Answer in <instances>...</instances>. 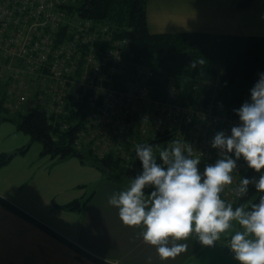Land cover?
<instances>
[{"label": "trees", "instance_id": "trees-1", "mask_svg": "<svg viewBox=\"0 0 264 264\" xmlns=\"http://www.w3.org/2000/svg\"><path fill=\"white\" fill-rule=\"evenodd\" d=\"M251 1L238 0L236 4L247 7ZM59 9L63 17L54 33L53 47L75 42V53L80 57L71 58L77 70L64 76L69 82L78 81V93L68 95L66 87L63 100L47 97L58 107L59 111L54 112L43 102V91L37 89L36 96L30 97L23 111L12 113L4 103L18 89L10 88L16 76L1 77L0 122L13 123L17 132L29 135L30 142L11 152L0 151V168L15 155L25 154L32 142H38L40 157L49 155L58 160L76 157L81 163H88L87 158L106 178L116 175L130 179L139 169L137 143H152L158 154L169 137V141L177 138L189 143L197 141L198 135L199 140L203 135L207 138L210 132L205 134L201 130L207 129L209 121L214 123L212 131L224 129V122L216 118L238 120L233 108L248 97L257 73L264 70V35L202 31L151 33L147 25V0H67ZM89 52L97 59L94 66L83 63ZM108 52L112 55L108 56ZM0 57L5 62L10 60L19 71L34 76L14 51L2 52ZM49 71L43 66L42 73L52 77ZM102 113L108 114L104 119L111 118L112 123L122 120L126 126L116 125L121 133L112 134L114 148L98 155L91 142L84 144L81 134L90 128L94 130V119ZM144 118L147 124L153 119L159 122L154 121L153 128L134 125H141ZM214 152L209 146L204 153L215 156ZM205 163L208 162L201 159L200 167ZM246 174L253 173L248 170ZM257 195L253 191L248 199ZM0 203L32 220L2 197ZM81 204L75 198L60 207L76 210ZM35 222L55 234L49 227ZM56 236L63 242L67 240L59 234Z\"/></svg>", "mask_w": 264, "mask_h": 264}, {"label": "clouds", "instance_id": "clouds-1", "mask_svg": "<svg viewBox=\"0 0 264 264\" xmlns=\"http://www.w3.org/2000/svg\"><path fill=\"white\" fill-rule=\"evenodd\" d=\"M248 91L233 108L238 122L208 141L216 149L212 162L201 168V156L182 139H172L158 154L152 143H137L139 169L108 197L124 224L143 226V240L161 259L186 251L194 234L204 246L227 247L238 264H264V70ZM241 161L244 173L232 188L237 199H225ZM253 191L258 195L248 199Z\"/></svg>", "mask_w": 264, "mask_h": 264}, {"label": "crops", "instance_id": "crops-1", "mask_svg": "<svg viewBox=\"0 0 264 264\" xmlns=\"http://www.w3.org/2000/svg\"><path fill=\"white\" fill-rule=\"evenodd\" d=\"M198 1L200 0H147L148 30L151 33L202 31L229 35H264V0H252L247 7H238V0H206L202 8L195 4ZM15 135L13 124L0 122V151L15 148L14 143L5 146L8 141L14 140ZM46 157L49 156H42L40 159ZM64 161H68L73 167H88L87 163H81L74 157ZM34 162V155H30L28 150L25 154L16 156L7 166L0 168V193L18 207H27V211L33 212V206L41 210L40 203L35 205L33 194H36V198L41 197L43 210L35 211L40 218L35 219L52 229L55 234L43 230L35 221L0 203V264H175L170 260L171 257L161 260L154 248H141L144 242L142 232L140 238L132 241L128 247L130 236L136 233L129 229V225L118 220L117 208L115 220L112 205L111 209H100L96 202L97 189L87 196L88 189L83 185V181L78 179L79 173L73 174L74 171H70L64 180H58L51 189L36 184L29 188L32 187L29 186L30 178L36 176V173L30 175ZM64 182H67L66 186L58 184ZM107 187L108 196H103L106 200L116 191L110 186ZM65 190H69V194L62 195ZM75 198L81 203L84 202L80 209L68 210L60 207ZM87 207L90 219L103 214L118 225L119 234L113 241L99 236L92 228H85L83 231L87 241L103 243L105 246L109 244L111 247L118 244L119 247L114 249L119 252L112 253L105 249L96 251L83 243L80 212ZM57 234L66 238V242L59 239ZM189 237L186 240L188 243L191 242ZM195 241L193 249L199 251L200 264H238L224 250L220 249V253L218 248L209 246L201 249L200 242Z\"/></svg>", "mask_w": 264, "mask_h": 264}, {"label": "rangeland", "instance_id": "rangeland-1", "mask_svg": "<svg viewBox=\"0 0 264 264\" xmlns=\"http://www.w3.org/2000/svg\"><path fill=\"white\" fill-rule=\"evenodd\" d=\"M206 0H200L198 2H195L196 5L199 6V8H202L205 6ZM123 42H119V44H122ZM63 44V43H61ZM60 44H56L55 47L52 49V51H54L55 49L58 48ZM6 54V52H4ZM50 56V55H49ZM0 59L3 62H0V78L1 77H9L10 75H15L16 76V82L11 84L10 88H15L17 87V90H14L15 93L12 94V96L8 99L5 100V105L8 108V110H10L12 113H16L18 111H23L24 106L26 105V102L28 100H30V97L33 98V96H36V90L40 89V91H43V93L45 94V97H42L43 102L46 105H49L53 108L54 112H58V107L55 108L53 106L52 101L50 102V100L48 101L47 97H54L56 95H61L60 100L62 99V96L64 95V93L67 91L66 87L68 88V95H71L72 93H78V88H77V84L78 81H71L69 82V80L66 79V77L64 75H66L67 77L75 70H77V64L75 63V61L73 62V64H67L65 65V68H63L62 70V75L60 77H55L56 75H54V77H50L45 75L44 73H38V74H34L35 76L32 75H27L25 73H23V71H19V67H16V65H13V63L9 60L5 62V58H1ZM78 58H76L75 60H77ZM84 63V62H83ZM84 66V64H83ZM41 78H38V77ZM46 77H48L47 82ZM75 80V79H74ZM25 82V83H24ZM7 83H9V80L7 79ZM90 84V82H88ZM10 86V85H9ZM97 92H100L99 90ZM73 94V95H75ZM63 100V99H62ZM104 106L107 107V100L104 101ZM104 117H108V114L105 115L104 113H102V115H98L95 117L94 122H95V128L94 130L92 128L89 129V131L87 133H82L81 137L83 140H85L86 144L87 142H91V148L94 149V153H97L98 155H102L105 152H108L110 149L114 148L113 146V135L115 134L114 132L117 133H121L119 132V129L117 128L116 125H120L123 126V128L126 126L124 124V122H122V120H116L114 123H112V119L111 118H105ZM134 119V118H133ZM99 120V122H98ZM153 121L150 124H147L146 122V118L143 119L141 125H138L137 123H134V125H136L138 128H153L155 123L154 121H158V120H151ZM159 122V121H158ZM13 124V123H11ZM14 125V124H13ZM15 126V125H14ZM101 126V127H100ZM132 126V125H131ZM99 128L101 130H99ZM112 129L113 132H111ZM142 132V130H141ZM213 132V131H212ZM211 132V135H212ZM15 137L13 141H8L7 144H5V146H9V144L12 145V143L15 144V148L20 147L21 145L27 144L28 142H30V137L29 135L23 133V132H17L16 128H15ZM113 134V135H112ZM81 147V146H80ZM14 149L9 150L10 152ZM81 149H83L81 147ZM30 150V155H34V163L35 165L31 168V173L35 174L36 176H32L30 178V185L32 187L29 188H33V186L36 185H41V187H45L48 189L54 188L55 184L57 183L58 180H64L66 178L67 175H69L70 171H74L73 174H77L80 176L78 179L84 183L83 185H85V187L88 189L87 191V196L91 195V191L94 189L98 190V196L96 197V202H98V206L100 207V209L102 208H106V207H110V204L108 203V200L104 199L103 196H108L107 192L108 191V187L110 186L112 187V190H119L124 188L126 185H128L129 180L126 177H122V176H113L111 178L107 177L96 167L92 166L90 164V161H87V158H85V161L88 162V167H73L71 163H69L68 161H64L67 159H52V157L50 158L49 155H45V156H49L46 157L44 159H40L39 156V151L41 150V144L38 142H32L30 144L29 149ZM27 150V151H28ZM84 153H86V149L82 150ZM38 154V155H36ZM19 155H15L10 161L9 163L16 157ZM73 158V157H70ZM69 159V158H68ZM75 160H79L78 158L74 157ZM62 161V162H60ZM9 163H7L4 166H7ZM90 164V165H89ZM3 166V167H4ZM38 170H36V168ZM2 168V167H1ZM44 169V170H43ZM67 170V171H66ZM62 176V177H59ZM235 181H233L232 185L226 186L225 190H224V198L225 199H237L235 196V193L232 191V188H234L238 183H239V176H236ZM60 185H67V182L64 183H58ZM34 190V189H33ZM69 190H65L63 192L62 195H66L69 194L68 192ZM46 195V194H45ZM44 195V196H45ZM36 194L32 196V199L35 202V205H39L40 203V208L41 210H43V204L41 202V197L36 198L35 197ZM86 196V197H87ZM0 197H2L3 199L9 201L11 204H13L14 206H16L17 208L21 209L24 207H18L15 203H13L11 200H9L6 196H4L3 194L0 193ZM60 197V195L58 196ZM82 205H84V202L82 201ZM113 209L112 210V214H113V219H116V215H117V210L116 207L112 206ZM33 208L35 209V211L37 212H41L40 209L36 208L35 206H33ZM25 209V210H24ZM24 209H21L22 211H24L29 217L32 218V221H38L36 219H40L37 214L35 213V211H27V207H25ZM102 212V211H101ZM108 214V213H107ZM89 211H88V207L83 210L82 212H80V220L83 223L82 225V231H81V240L83 241V243L85 245H87L89 248H92L96 251H102V250H106L109 252H119L117 250H115L114 248H118L119 245L115 244L112 245L113 247L106 245L105 244H100L99 242H92V241H87L85 233H84V229L85 228H92L99 236H104L106 237L108 240H116L119 237V234L117 233V228L118 225H116V223L112 222V220L110 218L105 217L103 214H101L99 217L97 218H93L90 219L89 218ZM36 218V219H35ZM29 219V218H27ZM30 220V219H29ZM118 220L121 221L120 217L118 218ZM140 228H143L142 225H137V226H129L130 230H133L134 233H136V235L134 236H130L129 241L127 243L128 247H130V245L132 244V241L139 239L140 238V233L142 232V230H140ZM80 233V230L79 232ZM112 236V237H111ZM124 238V237H123ZM193 238V237H192ZM190 239V243L187 242L188 244V248L186 251L180 253L177 257L175 258H170V260L174 261L175 264H200L199 260V251L194 250L193 249V245L196 244L195 240L197 239H191V237H189ZM226 238L222 235L221 240H225ZM198 241V240H197ZM102 242V241H100ZM201 244V243H200ZM141 248H145V249H149V248H154L155 246L150 245L148 243H146L145 241L143 242ZM201 249L205 248L204 245L201 244ZM213 248H218L219 252L222 253V251L220 250V247H213ZM164 260V259H161Z\"/></svg>", "mask_w": 264, "mask_h": 264}, {"label": "built area", "instance_id": "built-area-1", "mask_svg": "<svg viewBox=\"0 0 264 264\" xmlns=\"http://www.w3.org/2000/svg\"><path fill=\"white\" fill-rule=\"evenodd\" d=\"M65 1L67 0H0V53L14 51L21 56V63L24 65L26 63L29 66L31 74L41 73L43 66H46L53 77L54 75L60 77L65 65L73 64L74 60L71 57L73 55H75V59L80 57L79 53H75L73 40L68 44H60L57 49L52 51L54 33L63 17L59 5ZM74 39H77V35ZM111 55L112 53L108 52V56ZM84 59V64L87 66L97 64V59L92 52H89ZM95 68L97 69V67ZM53 98L60 101L61 95H56ZM50 108L53 111L51 106ZM216 120L224 122V129L229 130L233 123L238 122V120L224 119L221 116ZM210 124L213 126L210 127ZM213 128L214 123L209 121L207 129L202 128L201 130V133L205 134L207 131L210 132L206 134L207 138L203 135L199 140L198 135L197 141L194 143L187 142L193 148V154L200 155L205 162H212L216 157V154L210 156L204 153L209 147L208 141L215 132H212ZM169 139L170 137L165 145L170 142ZM242 171H244L243 161H241L240 171L233 173V181L237 180L236 176H240ZM190 236L195 237L194 234ZM220 247L232 256L227 247Z\"/></svg>", "mask_w": 264, "mask_h": 264}]
</instances>
